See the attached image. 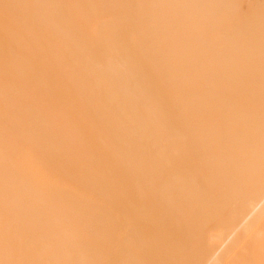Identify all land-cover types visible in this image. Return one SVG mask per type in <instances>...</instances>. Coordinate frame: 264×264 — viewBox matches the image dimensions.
I'll use <instances>...</instances> for the list:
<instances>
[{"label": "bare ground", "instance_id": "1", "mask_svg": "<svg viewBox=\"0 0 264 264\" xmlns=\"http://www.w3.org/2000/svg\"><path fill=\"white\" fill-rule=\"evenodd\" d=\"M0 264H264V0H0Z\"/></svg>", "mask_w": 264, "mask_h": 264}]
</instances>
